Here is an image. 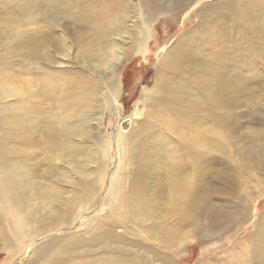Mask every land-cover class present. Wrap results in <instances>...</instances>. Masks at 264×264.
I'll use <instances>...</instances> for the list:
<instances>
[{"label": "rangeland", "instance_id": "obj_1", "mask_svg": "<svg viewBox=\"0 0 264 264\" xmlns=\"http://www.w3.org/2000/svg\"><path fill=\"white\" fill-rule=\"evenodd\" d=\"M22 232L59 264H264V0H0V264Z\"/></svg>", "mask_w": 264, "mask_h": 264}, {"label": "bare ground", "instance_id": "obj_2", "mask_svg": "<svg viewBox=\"0 0 264 264\" xmlns=\"http://www.w3.org/2000/svg\"><path fill=\"white\" fill-rule=\"evenodd\" d=\"M153 30H152V27H148L146 29V33H145V36L144 38L137 44L136 46V52L137 54H140V55H143V56H147L149 54V45H150V41L151 39L154 37V34H153ZM160 52V51H159ZM174 50L171 48V49H163L162 52L160 53V60H164L166 58H168L169 56H172ZM176 53V52H175ZM112 61H119L120 59V56L117 55L115 56L114 54L112 55ZM170 58V57H169ZM166 61V60H165ZM165 61H162V62H165ZM168 62V61H167ZM109 83L107 84V87H106V93L104 95V100H103V103H104V106H105V110L107 111V113H109V115H112V114H116L117 113V110H118V107L120 105V100H121V96H122V92H123V80H121L120 76H119V73H118V66L117 64H115L112 68H111V73H110V77H109ZM174 84V83H172ZM145 91V89H144ZM145 93V92H144ZM198 99V98H197ZM146 115V114H145ZM129 123V127L127 129H124L123 128V124L124 122H127ZM134 125V119L133 118H124V119H121V122L119 123L118 127L120 128V131L123 133V134H128L130 132V130L132 129ZM119 131V130H118ZM63 139L61 140V145L63 146ZM118 143V156H119V160L120 158L122 157H126L128 158L129 157V144L128 142H117ZM69 146V144H67ZM65 146V145H64ZM68 151H72L73 149L71 148H66ZM121 161V160H120ZM177 163V162H176ZM136 165V164H135ZM135 168V167H133ZM169 176V175H168ZM173 176V177H172ZM170 178H175V174L171 173ZM6 181V180H4ZM7 182V181H6ZM9 182V181H8ZM16 182V181H15ZM104 182V187H105V183L106 181L103 180ZM10 183V182H9ZM112 185V184H110ZM110 185H108V188H107V191L106 193L111 189V187H109ZM107 186V185H106ZM103 187V188H104ZM174 196H177L176 194ZM103 197V196H102ZM107 197H108V194H107ZM132 197V196H131ZM137 198V197H136ZM103 199V198H102ZM131 201V200H130ZM80 203V201L78 202ZM82 204V203H80ZM177 204V203H176ZM84 206H82V209L81 211L78 212V215H77V220L75 221V224H78V222H80L81 224H85L86 220L88 219V215L90 212H86V210L88 211V207L87 205L82 204ZM144 205V204H143ZM43 207V206H42ZM132 207V206H131ZM40 208V207H39ZM139 207L137 205L134 204V208L132 209L133 212H136ZM43 209V208H42ZM41 210V208H40ZM130 210V208H129ZM130 211V212H132ZM39 214V213H38ZM47 217L50 218L51 216L55 215V216H58V212H56L54 209H52L50 206H48V211H47ZM66 214V212H65ZM94 214V213H93ZM31 215V214H30ZM67 215V214H66ZM69 215V214H68ZM26 216V215H24ZM101 216V215H100ZM23 217V216H22ZM66 217V216H65ZM68 218V217H67ZM24 219V218H23ZM38 220V219H37ZM92 221V220H91ZM39 222V220H38ZM132 224V223H131ZM82 228V227H81ZM55 230V229H54ZM53 231V230H52ZM66 231V228H62V229H57V231H54L52 233H50V235H52L53 237L54 236H57L56 238H51L50 239V242L52 243H55L57 242V240H59L60 238V235L59 233H61V235ZM110 233V232H109ZM49 235V236H50ZM106 235V234H105ZM122 235V234H121ZM59 236V237H58ZM27 238V234L22 232V233H19L17 236H15V239L18 240V244L16 247H14L13 249H15L16 253H15V258L18 257V256H22V259L19 261V260H16L15 259V262L17 263H12V262H7V264H25L24 261H22L23 259L25 260H30V259H33L36 258L38 259V261H42L41 263L38 262V263H34V264H59V261L61 260L59 257L56 258V260L53 262L49 261V255H47L46 253H44V248L43 247H39L37 249H34V245H33V242H34V239L32 238H27V241L29 243V245L27 246L26 243L24 242ZM61 241L63 242L64 240L61 239ZM26 249L25 252H23V249ZM74 249V248H73ZM23 252V253H21ZM21 253V254H20ZM54 253V252H53ZM34 255V256H33ZM57 255H61V251L58 252ZM71 258V257H70ZM48 261V262H47ZM65 260H63L62 262H64ZM74 261V260H73Z\"/></svg>", "mask_w": 264, "mask_h": 264}, {"label": "water", "instance_id": "obj_3", "mask_svg": "<svg viewBox=\"0 0 264 264\" xmlns=\"http://www.w3.org/2000/svg\"><path fill=\"white\" fill-rule=\"evenodd\" d=\"M129 127V123H128V121L127 122H124V124H123V128L124 129H127Z\"/></svg>", "mask_w": 264, "mask_h": 264}]
</instances>
